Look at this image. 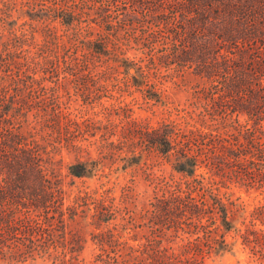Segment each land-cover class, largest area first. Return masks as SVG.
Returning a JSON list of instances; mask_svg holds the SVG:
<instances>
[{
  "label": "trees",
  "instance_id": "1",
  "mask_svg": "<svg viewBox=\"0 0 264 264\" xmlns=\"http://www.w3.org/2000/svg\"><path fill=\"white\" fill-rule=\"evenodd\" d=\"M185 1L187 4L176 0H84L92 2L89 9L57 8L56 16L71 26L81 10H92L102 17L104 31L136 29L137 25L143 31L157 27L151 33H163L173 50L161 60L193 61L198 65L197 74L210 81L213 95L209 96L207 110L215 120L196 128V154L177 153L174 131L163 123L152 128L137 119L132 120L129 131L130 138L139 141L97 144L102 149L125 146L131 154L123 157L124 168L140 165L153 151L165 155L177 171L188 175L205 164V171L196 176L201 186L209 187L197 191L201 202L195 200V205H190L178 192L150 202L152 220L157 225L171 223L179 227L188 212L199 216L194 225L190 222L188 228L181 226L195 238L176 242L160 232L145 235L144 241L134 236L123 238V233L117 234L119 225L110 224L116 218L112 208L119 207L112 189H78L74 196L71 189H53L63 182L62 160L57 154L64 147L88 152L74 141L72 132L94 134L101 127L91 120L68 119L71 113H65L61 106L59 111L51 109L47 98L37 96V62L22 60L15 48H23L34 39L23 30L30 20L22 17L26 11H20L21 22L0 18V29L4 26L9 31L8 38L0 41V264H37L40 260L52 264H212L216 256L231 249L233 244L226 237L230 231L242 237L254 255L260 254L257 247L264 242V74L255 73L264 72V56L259 53L251 61L248 57H254L250 52L259 48V41L264 47V0ZM3 2L10 5V0ZM192 5L195 23H189L194 20L185 16ZM112 8L115 15L109 13ZM179 12L182 19L177 20ZM249 16L252 27H246ZM238 39L250 47L235 57L222 51V46ZM108 46L103 43L97 52L112 54ZM135 64L134 79L140 84L138 79H144L148 71ZM82 78L86 81L89 77L84 74ZM34 109L37 113L31 118ZM240 114L246 115L245 120L239 118ZM101 169L98 158L79 161L69 166L68 175L94 177ZM233 180L260 190L263 196L249 215L245 214L246 205L238 202L240 198H233L231 189H223L229 188ZM81 213H85V220L91 217L87 233L101 252L90 258L67 252L52 255L51 247L58 244L75 245L70 252L84 248L87 239L83 229L70 237L69 228Z\"/></svg>",
  "mask_w": 264,
  "mask_h": 264
},
{
  "label": "rangeland",
  "instance_id": "2",
  "mask_svg": "<svg viewBox=\"0 0 264 264\" xmlns=\"http://www.w3.org/2000/svg\"><path fill=\"white\" fill-rule=\"evenodd\" d=\"M3 1L0 0V18L8 22L13 21L21 17L20 11H26V15L22 17L30 20L23 30L34 39L27 41L23 48L19 46L15 48L18 49L22 60L35 59L37 62L35 74L37 96L47 98L51 109L59 111L61 106L65 113H71L67 116L68 119L81 122L91 120L101 127L94 134L86 131L72 132L74 141L88 148V152H77L64 147L60 154H57V159L62 160L60 165L63 182L62 186L53 189H71L72 196L78 189L100 191L112 189L111 192L116 196L119 207L112 208L111 212L116 218L110 224L119 225L117 234L123 233V238L134 236L144 241V236H152L153 232L164 233L167 237L174 238L176 242L188 237L195 238V234L191 235L181 226L188 228L190 222L194 225L199 221V216L188 212L182 218L179 227L171 223L157 225L156 221L152 220L154 212L150 202L168 196L171 192L181 193L190 205H195V200L201 202L197 191L209 187L201 186L196 179L199 177L196 176L205 171V164L204 168L197 169L193 175H188L177 171L173 161L165 155L153 151L140 165L124 168L123 157L131 154L127 152L125 146L115 145L102 149L97 144L110 142L127 144L139 141L138 138H130L129 131L132 120L137 119L143 125L152 128L163 123L169 130L174 131L172 140L177 153L196 154V128L201 127L205 121L212 123L215 120L207 110L208 103L211 102L209 96L213 95L209 89L210 81L197 74L198 65L193 61L167 63L163 61L165 58L161 60L160 57L168 56L173 50L172 43L163 36V33H151L156 31L157 27H148V31H143L142 27L137 25L136 29L104 31L103 20L99 14L92 10L82 11L84 7L92 5V2L10 0V5L7 6ZM176 1L187 4L185 0ZM70 6L82 10L74 24L67 26L57 18L56 9ZM191 9L192 11H184L185 16L188 20H194L189 23H195V6L192 5ZM109 13L116 14L113 8ZM177 17V20L182 19V14L179 12ZM108 19L114 21L113 17ZM18 20L21 22L22 18ZM246 27H252L250 16ZM192 33L195 36V32ZM0 35L3 36L0 40L2 42L8 38L9 31L2 26ZM105 42L112 49V54L101 55L97 52ZM258 46L256 50H251L250 53L254 57L249 55V61L256 58L259 53L264 56L261 41ZM246 47H250V44L238 39L226 43L222 46V51L235 57ZM135 63L148 71L144 79H138L140 84L134 79L137 66ZM130 64L135 65L130 69L128 68ZM261 73L264 74V72L255 74ZM84 74L89 77L86 81L82 78ZM263 77L264 75H262L264 84ZM214 95L218 96V93ZM35 113L37 111L34 109L31 118H34ZM239 118L243 121L246 115L240 114ZM65 136H68V133ZM91 143L95 145H90ZM97 158L102 162V169L94 177L68 175L70 165ZM223 189H231L234 193L233 198H240L238 202L247 207L246 215H249L263 198L260 190L249 188L236 180L230 182L229 188ZM84 214L81 213L69 227L70 237L78 229H83L84 237L87 239L84 248L81 251L70 252L75 245L68 244V247H63L58 244L51 247L52 255L60 256L67 252L69 255L90 258L101 252L87 233L86 224L91 217L85 220ZM203 220L206 221L205 217ZM123 226L127 227L126 233L122 231ZM226 237L227 241L233 244L231 249L216 256L215 261H210L212 264H264V242L257 247L260 254L254 255L252 247L245 245L243 238L235 232L230 231ZM131 242L137 243L132 240ZM37 264L52 262L40 260Z\"/></svg>",
  "mask_w": 264,
  "mask_h": 264
}]
</instances>
